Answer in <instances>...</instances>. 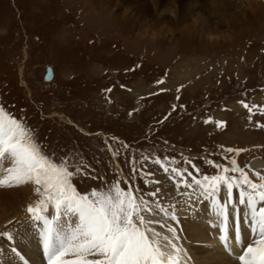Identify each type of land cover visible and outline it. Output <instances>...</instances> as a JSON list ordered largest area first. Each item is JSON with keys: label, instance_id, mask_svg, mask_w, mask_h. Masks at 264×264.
I'll list each match as a JSON object with an SVG mask.
<instances>
[{"label": "rangeland", "instance_id": "1", "mask_svg": "<svg viewBox=\"0 0 264 264\" xmlns=\"http://www.w3.org/2000/svg\"><path fill=\"white\" fill-rule=\"evenodd\" d=\"M0 108L54 162L89 166L73 180L81 194L119 184L158 199L177 219L152 218L175 228L174 242L181 232L192 251L213 254L221 231L193 212L212 197L192 181L239 179L223 171L235 160L262 183L264 168L251 164L264 166V0H0ZM29 186L3 197L17 203L0 214V256L30 250L26 234L41 227L27 211L41 198ZM161 224L150 227L171 235Z\"/></svg>", "mask_w": 264, "mask_h": 264}, {"label": "snow or ice", "instance_id": "2", "mask_svg": "<svg viewBox=\"0 0 264 264\" xmlns=\"http://www.w3.org/2000/svg\"><path fill=\"white\" fill-rule=\"evenodd\" d=\"M244 107L249 106L244 104ZM5 116L0 108V188L35 186L34 192L41 198L29 204L27 211L33 222L42 224L41 243L48 264H181L183 249L174 242L177 238L175 228L152 218L163 213L169 220L177 219L158 199L149 203L143 195L134 196L131 187L124 191L119 184L107 191L93 189L81 194L73 180L89 176V166L64 160L54 162L28 129L10 116L5 120ZM154 163L159 164L160 160ZM173 171L180 172L179 169ZM223 171H239L240 177L214 175L205 176L204 180L193 177L192 183L200 186L201 195L223 200L217 205V216L224 233L220 240L229 254L235 255L240 264H264V176L257 173L262 183H254L236 167L235 160L231 169ZM184 183L186 187L192 186L187 181ZM221 185L222 197L219 195ZM234 188H239L238 203L247 205L245 215L254 233L253 241L243 246L239 253L235 251V245L240 243L238 236H233V243L228 244L226 223L229 207L235 211ZM159 192L157 188L144 195L155 198ZM49 207L54 209V214L49 213ZM142 213H150V216ZM153 224H161L171 235L161 236V232L150 227ZM8 239L14 237L9 235ZM69 254L76 259H65Z\"/></svg>", "mask_w": 264, "mask_h": 264}, {"label": "bare ground", "instance_id": "3", "mask_svg": "<svg viewBox=\"0 0 264 264\" xmlns=\"http://www.w3.org/2000/svg\"><path fill=\"white\" fill-rule=\"evenodd\" d=\"M197 19L199 20V18H197ZM53 72H54V70H53ZM257 165H260L259 162L255 163L254 166H257ZM14 190L21 191L26 196L31 189H30L29 184L28 185H21L18 187H9V189L0 188V214H2V212L4 213V211H6L7 209H12L16 205L14 203L15 202L17 203V201L10 203L9 206L6 203L4 204V201L9 198V195L11 197V195L14 194L13 193ZM5 191H7V192H5ZM15 193H17V192H15ZM3 197H5V198L8 197V198L3 200ZM235 199H238V195L233 196L234 205L236 204ZM222 202H223V200L222 199L218 200V198L215 200L213 198L210 200L205 199L204 201H201V203L196 208H194L193 212L198 213V216L201 220V223L204 225V227L207 231H208L207 227L211 228L213 230V233H215V231H218V230L221 231L222 226L220 225V220L217 216V205L219 203H222ZM237 205L239 207V213L237 212L238 208L236 206H235V211H233L232 207L230 206L226 223H227V229H228L227 235L229 236L228 244L231 245L233 243V239H232L233 236H238L240 243L235 245V249H236L235 251L239 253L240 249L247 244V242L245 240H242L243 233L241 231V227L239 229L240 223L243 222L244 224L247 225V227H248L247 232L250 234L251 242L254 239L253 238L254 234L251 231V228L249 226V221L245 215V213L247 212V205L240 206L238 203H237ZM49 213L54 214V209L49 207ZM49 213H46V214H49ZM236 222H238L239 225H236ZM40 226L41 227H39V229L37 231H34V232L32 231L31 233L26 234L27 237L31 241V243H29L27 245V247L29 245H31L30 246L31 249L30 250L27 249V251H26V253L29 257L23 256L24 258H22L21 257L22 254H17V253L15 254V252H12L11 256H7V255L2 256V258L0 259V264H48V262H46L47 257L44 254L43 246L41 243V234H42V230H43L42 224ZM222 234H224V233L221 232L219 234V236ZM177 236L179 237V241H180V244L178 246L181 249H183V252L181 254V264H209V263H212L210 260L215 255L219 256L221 264H240V261L238 260V258L235 255H232V256L234 258H236V260L231 259L230 257H228L226 254L223 253L224 251H223L222 247H224V246L221 244L222 245V247H221V245H220L221 240H220L219 236H218L219 241L217 240V242L214 241V243H213L214 245L212 247L216 248V250H217V251L215 250L213 252V254L207 253V252L199 250V249L197 251H192L191 247H190L189 240L186 237H184L181 234V232H179ZM5 243L8 244L9 242L5 241L4 245H5ZM225 250H227V248ZM227 253H229V252L227 251ZM90 258H92V257H90ZM65 259L73 260V259H76V257L69 254L68 256L65 257Z\"/></svg>", "mask_w": 264, "mask_h": 264}, {"label": "water", "instance_id": "4", "mask_svg": "<svg viewBox=\"0 0 264 264\" xmlns=\"http://www.w3.org/2000/svg\"><path fill=\"white\" fill-rule=\"evenodd\" d=\"M47 76H48V77H47V80H51V79H52V77H53V72H52V70H49V73H48Z\"/></svg>", "mask_w": 264, "mask_h": 264}]
</instances>
